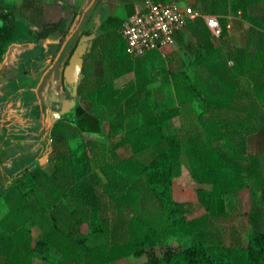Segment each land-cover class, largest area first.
Listing matches in <instances>:
<instances>
[{
    "label": "trees",
    "instance_id": "1",
    "mask_svg": "<svg viewBox=\"0 0 264 264\" xmlns=\"http://www.w3.org/2000/svg\"><path fill=\"white\" fill-rule=\"evenodd\" d=\"M215 1L197 0L193 6L203 13L217 14ZM235 5L236 13L244 15L251 30L259 34L251 44L220 49L214 40L227 36L228 29L214 36L209 28L203 27L205 22L200 17L188 25L199 43L204 40L207 43L205 54L200 52L196 56L207 76L204 84L194 85L193 89L207 120L202 128L195 129L198 151L192 176L213 187L197 188L198 202L175 199L174 177L180 168L183 139L180 132H169V121L182 115L184 106L160 113L147 106L144 101L150 97L147 85L151 79L143 61L148 53L132 60L123 49V36L115 34L109 51V66H106L109 78L103 75L102 65L101 77L92 82L96 102L108 105L109 115L115 121L111 126L109 152L112 163L121 168L124 160L118 150L127 145L132 148L134 157L140 162V176L164 215L166 226L161 228L145 221L139 190L126 177L112 175L100 180L103 191L112 198L116 211L131 213L132 217L127 229L111 226L110 219L108 225L98 187L92 179L94 167L88 144L79 143L63 153L57 149L54 157L48 160V171L38 163L26 166L11 179L12 185L0 196H7L12 187L28 184L31 189L40 186L54 205L61 206L64 187L73 207L71 214L78 222L88 223V233L77 234L53 222L54 218L61 219L55 207L49 218L52 226L33 247L29 223L33 219L28 212L31 207L35 211L45 208L37 201L28 206L24 190L20 200L11 204L9 213L0 221L4 232L0 236V264H112L130 255H144L149 249L165 243L167 236H191L192 242L184 248H168L160 256L151 254L136 264H264V106L258 100L264 94V0H235ZM16 9L0 7V66L8 46L27 34L25 23L15 14ZM109 21L113 22L114 18L110 17ZM222 21L226 22L223 16ZM57 28L44 26L40 30L31 29L30 33L41 40ZM175 59L171 70H181L185 60L181 59L178 65V57ZM131 71L134 78L122 88L117 87L115 79ZM86 88L90 86L87 84ZM83 91L84 86L78 93L84 94ZM77 110L80 112L78 126L70 124L72 129L55 126L52 137L57 145L75 137L80 129L100 131V124L92 126L93 116L82 105ZM134 116L141 121L125 125ZM100 169L103 174L107 173L103 164ZM234 180L240 190L250 191L249 208L245 212L239 210L238 201L233 198ZM213 219L238 220L239 224L231 223L225 229L230 235L227 243L211 242L209 227ZM246 227L249 228L247 240L244 237ZM45 245L52 246L56 254Z\"/></svg>",
    "mask_w": 264,
    "mask_h": 264
},
{
    "label": "crops",
    "instance_id": "2",
    "mask_svg": "<svg viewBox=\"0 0 264 264\" xmlns=\"http://www.w3.org/2000/svg\"><path fill=\"white\" fill-rule=\"evenodd\" d=\"M177 1L182 5L193 6L197 0ZM141 5L142 0H0V7L17 8L15 14L25 23L27 32L26 37L15 40L8 46L0 66V159L3 160L4 154L8 151L5 143L9 140L16 145L26 144V147L33 141L30 135L31 121L26 117V111H30L31 116L42 121V134L44 132L48 134L49 140L48 145L37 149L33 153L32 161L20 166L13 177L26 166L35 163L46 165L48 160L54 157L57 149L70 151L68 145L78 137L84 138L81 143L87 142L94 171L97 169L98 174L102 176L100 164L94 166V159L97 158L96 149L100 145L97 142L102 143L107 138L109 143V127L111 128L114 120L109 115L108 105L98 104L95 97V107L104 111L99 113L93 110L94 105L89 107L85 104L83 95L92 93L95 96L92 82L101 77L99 74L102 65L105 69L103 75L109 78V69L106 66H109V51L112 49L115 34H121L122 22L136 14ZM110 17L114 18L113 22L109 21ZM203 21L205 22L203 27L208 30L206 21L204 19ZM44 26L58 28L46 39L41 40L30 33L31 29L40 30ZM185 29L189 31L187 26L176 34L175 44ZM123 40L125 41L124 38ZM81 43H85L87 49L83 54L79 80L75 84H70L65 78V68ZM194 44L192 38L188 45ZM123 49L128 54L126 42ZM141 57L130 56L134 61ZM126 75H131V78L118 85L117 80ZM134 76L132 71L120 75L115 79V84L122 88ZM87 84L90 86L88 90ZM82 85L84 94L78 93ZM79 105L93 116L91 117L93 127L100 124V131H85L79 128L80 131L75 137L57 145L52 137L55 126L61 125L63 128L78 126L76 121L80 118V112L77 110ZM120 134L121 132L116 135ZM105 161L106 159L103 163ZM107 161L109 162V158ZM0 165L4 163L0 162ZM12 178L0 183V187L2 186L0 193L12 185Z\"/></svg>",
    "mask_w": 264,
    "mask_h": 264
},
{
    "label": "rangeland",
    "instance_id": "3",
    "mask_svg": "<svg viewBox=\"0 0 264 264\" xmlns=\"http://www.w3.org/2000/svg\"><path fill=\"white\" fill-rule=\"evenodd\" d=\"M215 3L218 11L217 14L225 17L232 23V29L227 36L215 38L214 42L218 48L226 49L237 45L246 46L253 43V41H256L259 34L251 30V24L244 15L236 13L238 8L235 5V0H216ZM192 38L194 39L195 44L191 50L188 44ZM208 38L211 39L210 34H208ZM206 46L207 43L205 40L202 43H199L198 39H196L190 31L185 29L175 45H171L160 50H154L144 56L143 61V64L148 72L147 74L151 79L150 83L147 85V88L150 91V97L144 101L147 106H149V108L156 113H160L161 111L171 107L180 105L184 106L183 114L174 117L169 121V132L176 130L180 132L183 139L180 168L174 177L173 186L174 197L180 202H198L197 188L204 187L211 189L213 187L211 183H200L192 176V169L196 163L198 151L195 129L202 128L204 126V120H207V114L202 113L200 99L193 89L194 85L204 84V78L207 76L204 69L200 67L196 57L199 56L200 52L205 54ZM176 57L179 59L178 65L181 63V59H184L185 63L183 65L181 64L182 67L184 66L181 70L178 68L177 71H173L170 66L173 62L177 61V59H175ZM231 64L233 63L231 62ZM129 78H131V75H126L118 79L117 84L122 85ZM157 88H160V90L158 91ZM83 98L87 106L92 107L94 105L93 110H96L99 113L104 112L101 108L99 109L95 107L94 94H85L83 95ZM258 100L264 106V94L260 95ZM30 113V111H26L25 115L31 121L30 135L33 137V141L30 142L31 144L27 145L28 148L26 147V144H12L10 140L5 143L6 147L8 146V151L4 154V165H0L1 184L5 179L12 178L20 166H23V164L27 161H32L33 153H35L37 149L40 150L42 146L44 147L48 145V134L45 132L42 134V121L31 116ZM103 116L106 117L105 114ZM139 121H141L140 118L134 116L130 120L126 121V125H129L130 123H137ZM122 130L123 128L120 129L119 132ZM110 133L111 128L109 127V143L107 138H105L106 141L102 143L97 142L100 145L97 146L96 149L97 158L94 159V166L97 167L99 164H103V167L107 169V173L102 174L105 179H107L109 175L126 177L133 185L136 186L142 196V215L144 220L150 224L164 228L166 226V219L156 206L146 182L140 176V162L134 157L132 148L127 145L119 149L120 156L124 160L121 161V168L116 167L112 163L113 158L108 150L110 147ZM83 140L84 138L81 139L79 137L72 140L70 145H68V148H70V150L75 148V146ZM61 151L63 153L67 150L64 149ZM107 158H109V162L107 161ZM104 159H106V161L102 163ZM119 161L120 160H117V162ZM42 168L48 171L50 167L46 164ZM102 176L98 174L96 169L92 174V179L98 187L103 208L108 216V225L110 219L111 226L118 225L120 228L123 227L127 229L128 222L132 217V214L128 212L121 213L114 209L112 198L106 195L103 191V187L100 182V180L102 181ZM0 188H2V186ZM62 188L64 191L62 205L57 206L52 203V199L49 197V194H46L40 186H35L34 189H31L28 184L25 186L18 185L17 187H12V189L8 191L7 196L0 197V221L9 213L11 204L18 199L20 200V194L26 190L25 195L27 194V196L25 201L28 206H30L31 202L37 201L40 203L41 208H45V210L35 211L34 208L31 207L28 212V216L33 219L29 222L32 229L33 247L43 236L45 231L50 229L52 226L51 223L53 222H56L61 227L71 230L74 233L87 234L89 231L88 223L78 222L77 219H75V216L71 214L73 207L65 194L64 187ZM232 190L235 202L238 201L239 210L241 212H245L249 208V189L243 188L240 190L237 186V182L234 180ZM55 207L58 209L57 214H59V218L61 219H59V221L54 218L52 222L49 218H52L51 212L55 211ZM231 223L236 225L239 224L236 219L231 221L229 219H213L209 227L211 242L217 244L227 243L230 235L229 231L225 229L227 226H230ZM245 231L244 237L247 240L249 228L246 227ZM3 234L4 232L0 228V236ZM191 242V236H167L165 243L156 245L154 249H149L144 255H130L126 258L119 259L112 264L140 263L146 260L151 254L160 256L168 248H184L189 246ZM45 246H47L46 249L56 254L52 246Z\"/></svg>",
    "mask_w": 264,
    "mask_h": 264
},
{
    "label": "built area",
    "instance_id": "4",
    "mask_svg": "<svg viewBox=\"0 0 264 264\" xmlns=\"http://www.w3.org/2000/svg\"><path fill=\"white\" fill-rule=\"evenodd\" d=\"M197 17L206 21L214 36L232 29V23L227 19L224 23L221 15L203 13L177 0H142L139 11L123 21L120 32L128 54L136 58L174 45L176 34Z\"/></svg>",
    "mask_w": 264,
    "mask_h": 264
},
{
    "label": "water",
    "instance_id": "5",
    "mask_svg": "<svg viewBox=\"0 0 264 264\" xmlns=\"http://www.w3.org/2000/svg\"><path fill=\"white\" fill-rule=\"evenodd\" d=\"M83 41V39H82ZM87 45L79 44L73 53L69 64L65 68V78L68 83L75 84L79 80L81 68L83 65V54L86 52Z\"/></svg>",
    "mask_w": 264,
    "mask_h": 264
}]
</instances>
